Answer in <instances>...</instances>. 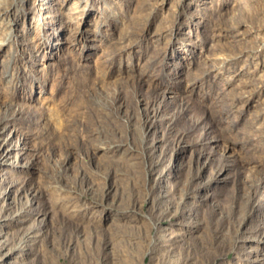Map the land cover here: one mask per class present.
<instances>
[{
	"label": "rangeland",
	"instance_id": "obj_1",
	"mask_svg": "<svg viewBox=\"0 0 264 264\" xmlns=\"http://www.w3.org/2000/svg\"><path fill=\"white\" fill-rule=\"evenodd\" d=\"M0 264H264V0H0Z\"/></svg>",
	"mask_w": 264,
	"mask_h": 264
}]
</instances>
